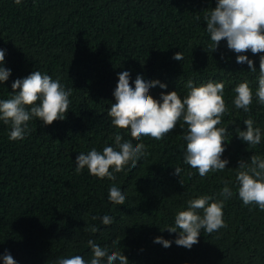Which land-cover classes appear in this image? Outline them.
<instances>
[{"label": "trees", "instance_id": "trees-1", "mask_svg": "<svg viewBox=\"0 0 264 264\" xmlns=\"http://www.w3.org/2000/svg\"><path fill=\"white\" fill-rule=\"evenodd\" d=\"M215 6L216 0H22L20 5L0 0V48L3 66L11 69L0 99L10 98L16 79L36 70L72 90L66 118L48 126L33 118L23 140H9L10 126L0 121V253L7 250L17 264H54L73 255L87 261L92 239L109 252L121 251L129 264H264V211L245 206L235 183L241 159L264 158V105L255 95L250 112L232 103L240 82L247 81L255 93L259 54L245 53L256 66L253 73L247 63H236L226 41L212 52L204 16ZM179 51L183 61L173 59ZM125 70L133 87L138 74L165 83L167 88H150L156 99L173 90L183 98L189 79L196 86L223 82L229 111L219 126L229 129L222 156L229 161L226 168L202 178L184 163L187 125L181 128V121L161 140H133L144 143L148 155L136 167L114 173L115 180L96 178L87 168L77 174L79 153L115 147L117 129L107 112L115 102L118 73ZM248 118L261 129L254 148L235 132L246 129ZM120 133L131 139L128 131ZM175 167L182 169L181 177L174 175ZM223 180L232 181L233 191L223 208L227 227L212 234L202 230L191 249L177 246L178 232L166 228L175 214L189 199H222ZM113 184L125 195L124 205L108 200ZM104 215L113 218L110 225L92 219ZM92 226L98 231L87 230ZM157 236L171 246L155 243Z\"/></svg>", "mask_w": 264, "mask_h": 264}, {"label": "clouds", "instance_id": "clouds-1", "mask_svg": "<svg viewBox=\"0 0 264 264\" xmlns=\"http://www.w3.org/2000/svg\"><path fill=\"white\" fill-rule=\"evenodd\" d=\"M20 5L22 0H14ZM206 32L210 35L211 50L216 51L221 41H226L227 48L236 53V63H247L251 72H257L253 60L245 54H259L258 87L253 93L247 81L235 85L232 103L236 109L250 112L253 96L260 105H264V0H216V6L204 16ZM173 59L183 61L181 51L174 53ZM5 50L0 48V85L11 75V69L5 68ZM159 86L167 88L159 80L145 81L138 74L134 87L130 84V72L118 73V83L113 91L115 102L111 104L107 116L111 125L117 129L114 133L115 147L105 146L102 152L92 148L87 154L79 153L75 158L77 174L87 168L90 175L115 180L114 173H119L131 164L136 167L148 152L144 143L133 144L144 137L155 140L163 139L173 132L177 124L183 121L181 128L187 125L184 152V163L198 171L203 178L210 172L223 171L229 161L223 159L226 137L229 129L220 127L222 117L229 109L223 98L225 85L223 82L209 81L199 86L189 79L184 87L188 89L181 98L177 91L161 92L160 99L150 95V88ZM10 98L0 99V121L10 126L9 140H23L30 132L28 122L33 118L42 122V126L51 125L54 121L66 118L70 107L72 90L53 79L48 74L36 70L24 78L16 79L11 85ZM245 130L236 128V135L249 148L261 143L262 134L259 127H254L251 118L245 119ZM120 130L130 133V140H124ZM236 168L235 183L239 198L245 206L256 205L264 211V158L252 154L246 161L241 159ZM182 169L175 167L174 175L181 177ZM191 175V173H190ZM220 191L222 199L212 201L208 195L189 199L187 208L179 210L174 217V224L166 227L170 233H177V246L191 249L199 242L201 231L212 234L227 224L223 219L225 201L233 195L230 180H223ZM182 183V179L180 181ZM108 200L115 205H124L126 197L116 185L109 188ZM100 219L103 225H110L113 218L92 217ZM92 233L98 231L96 226L87 229ZM162 231L164 229H161ZM155 243L170 247L172 241L157 236ZM117 243L116 241L113 242ZM92 256L85 260L81 255L59 258L54 264H129L128 258L121 251L109 252L89 239ZM3 264H17L13 256L5 250L0 253Z\"/></svg>", "mask_w": 264, "mask_h": 264}]
</instances>
